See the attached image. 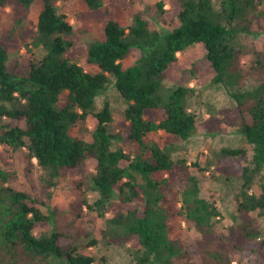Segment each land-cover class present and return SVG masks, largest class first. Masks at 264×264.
<instances>
[{"label": "trees", "instance_id": "16d2710c", "mask_svg": "<svg viewBox=\"0 0 264 264\" xmlns=\"http://www.w3.org/2000/svg\"><path fill=\"white\" fill-rule=\"evenodd\" d=\"M9 1L28 8L33 0H0V6ZM81 1L89 11L104 9L107 16L124 2ZM262 1L159 0L156 10L166 25L162 30L151 29L142 12H136L128 26L108 18L104 39L88 43L86 62L95 68L88 71L70 57L77 44L73 26L50 0H44L33 45H43L49 52L31 64L27 76L7 70L8 54L0 45V158L13 159L26 148L28 159H36L43 172L42 187L31 196L10 185L15 171L0 164V264H94L78 237L59 230L54 211L48 208L45 214L39 208L50 206L48 189L63 174L75 179L89 163L94 165L89 184L84 189L81 181L73 182L72 205L96 213L105 224L104 238L138 245L130 264L233 263L227 245L230 229L218 208L220 191L202 198L198 182L190 177L180 193V210L177 215L170 212L162 203L170 192L164 189L163 176L175 167L173 148L150 143L147 136L164 132L187 140L195 133L197 120L189 108L194 89H165L163 82L180 55L194 45L202 46L213 82L237 87L232 96L251 118L240 128L252 157L240 171L238 211L264 216V79L251 88H238L241 38L251 33L254 19L264 15L259 10ZM134 52L139 57L125 66ZM257 65L264 73V63ZM109 84L127 105L117 130L112 129L108 103L96 111L97 97ZM151 110L160 114L158 120L147 118ZM91 118L95 128L88 139L77 137L78 124ZM222 153L236 157L244 152L225 148ZM256 181L258 194L251 192ZM87 191L96 195L92 203ZM115 201L122 210L109 216L107 210ZM175 216L190 223L206 242L199 257L193 254V244L175 236L171 225ZM96 243L92 239L88 245ZM244 250L255 251L251 241Z\"/></svg>", "mask_w": 264, "mask_h": 264}, {"label": "rangeland", "instance_id": "374dc122", "mask_svg": "<svg viewBox=\"0 0 264 264\" xmlns=\"http://www.w3.org/2000/svg\"><path fill=\"white\" fill-rule=\"evenodd\" d=\"M59 14L73 26L77 44L70 57L85 70L94 71L86 62L88 43L104 39L103 29L108 18H113L124 26H128L136 12H142L150 23V28L162 30L166 28L163 17L156 10L159 0H124L122 6H115L110 15L105 10L89 11L81 0H50ZM113 0H104L109 5ZM44 8V0H33L30 7L9 1L0 6V45L8 54L7 70L18 77L27 76L31 64L37 63L49 50L43 45L34 46L33 38L36 32L38 16ZM166 9L169 8L167 4ZM264 12V0L259 6ZM243 58L239 65L238 88L248 89L256 86L264 79L257 62L264 63V15L254 19L251 33L243 35ZM139 57L134 52L124 65L135 62ZM263 72V71H261ZM214 73L206 60V51L200 45H194L179 56L178 61L167 70L163 86L165 89L176 86L191 87L195 93L189 100L190 111L196 116L195 133L187 140H181L164 132L147 136V141L160 147L172 146V159L175 167L163 177L170 192L162 200L163 205L177 215L181 207V191L190 177L197 182L202 198H208L210 192L220 191L218 208L223 218V224L230 229V257L232 264H264V216L257 211L239 213L238 192L242 183L240 171L248 165L252 157V147L240 133L244 124H250L251 118L244 107L238 104L232 96L237 87H229L213 82ZM108 103L111 109L112 129L124 120L127 107L113 84L97 97L96 111ZM150 120H158L160 114L151 110L147 114ZM95 128V120L78 124L74 133L81 139H88ZM128 147L129 145H124ZM241 149L243 154L230 157L222 153V149ZM185 161V163H184ZM0 164H8L15 171L10 185L18 190L35 196L42 184L40 177L43 172L37 165V160L30 161L27 149L22 148L13 159L0 158ZM185 166V167H184ZM94 165L89 163L83 173L75 179L63 174L57 185L48 189L51 194L49 207L39 205L43 213L48 214L50 208L55 213L56 225L62 233L79 238V245L86 254L94 259V264H130L132 251L138 248L133 241H110L103 237L101 230L104 222L96 213L83 206L81 211L73 207V182H82L84 189L89 184V178ZM264 174V170L263 173ZM162 175V174H160ZM162 177V176H161ZM168 190V191H169ZM251 192H260L258 181ZM95 193L87 191L89 203L94 201ZM122 210L119 201L113 202L107 210L109 216ZM171 225L176 237L181 238L195 247L194 256L199 257L206 247L196 229L185 219L175 216ZM51 227H48L50 230ZM91 234L90 238H85ZM248 235L254 236L252 239ZM256 236V237H255ZM96 240L95 245H88L90 240ZM251 241L255 251L243 250ZM181 264V263H178Z\"/></svg>", "mask_w": 264, "mask_h": 264}]
</instances>
